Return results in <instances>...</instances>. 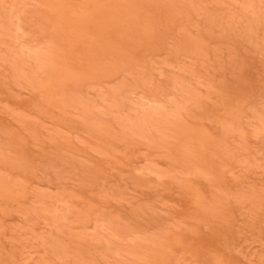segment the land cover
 Returning <instances> with one entry per match:
<instances>
[{"label":"rangeland","instance_id":"1","mask_svg":"<svg viewBox=\"0 0 264 264\" xmlns=\"http://www.w3.org/2000/svg\"><path fill=\"white\" fill-rule=\"evenodd\" d=\"M0 264H264V0H0Z\"/></svg>","mask_w":264,"mask_h":264}]
</instances>
